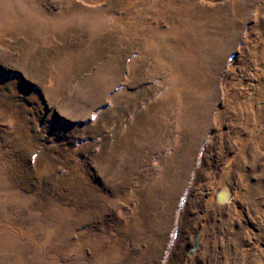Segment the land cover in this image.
<instances>
[{
    "label": "rangeland",
    "instance_id": "rangeland-1",
    "mask_svg": "<svg viewBox=\"0 0 264 264\" xmlns=\"http://www.w3.org/2000/svg\"><path fill=\"white\" fill-rule=\"evenodd\" d=\"M0 264H264V0H0Z\"/></svg>",
    "mask_w": 264,
    "mask_h": 264
},
{
    "label": "water",
    "instance_id": "water-1",
    "mask_svg": "<svg viewBox=\"0 0 264 264\" xmlns=\"http://www.w3.org/2000/svg\"><path fill=\"white\" fill-rule=\"evenodd\" d=\"M193 250H194V248L191 249V251H193Z\"/></svg>",
    "mask_w": 264,
    "mask_h": 264
}]
</instances>
